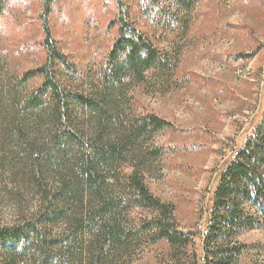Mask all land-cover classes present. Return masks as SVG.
Wrapping results in <instances>:
<instances>
[{"label":"trees","instance_id":"16d2710c","mask_svg":"<svg viewBox=\"0 0 264 264\" xmlns=\"http://www.w3.org/2000/svg\"><path fill=\"white\" fill-rule=\"evenodd\" d=\"M4 11L0 5V20ZM118 12L116 40L88 91L45 23L41 65L0 89V194L31 200L29 207L16 201L13 218L0 221V264H103L106 250L127 238L164 245L160 264H238L248 254L241 237L264 227V111L219 176L206 229L198 234V261L194 235L179 230L172 207L153 197L127 162L139 137L164 121L148 115L130 125L118 117L119 93L143 83L150 70L162 72L167 58ZM117 184L135 207L150 210L142 227L124 229L126 210L112 191Z\"/></svg>","mask_w":264,"mask_h":264},{"label":"rangeland","instance_id":"374dc122","mask_svg":"<svg viewBox=\"0 0 264 264\" xmlns=\"http://www.w3.org/2000/svg\"><path fill=\"white\" fill-rule=\"evenodd\" d=\"M0 5L5 6L0 89L43 62V23L59 53L82 75L85 91L116 40L118 11L154 40L167 62L162 72L150 70L143 83L121 89L118 117L136 126L152 115L164 125L142 134L127 162L141 172L152 196L172 207L179 230L194 235L200 261L198 234L206 229L219 176L264 111V0H0ZM112 191L126 210L124 229L132 223L142 227L150 210L135 207L123 185ZM16 201L31 204L24 196L0 194L2 223L15 215ZM240 241L248 254L238 264H264V227ZM165 251L162 244L127 238L106 250L103 264H160Z\"/></svg>","mask_w":264,"mask_h":264}]
</instances>
